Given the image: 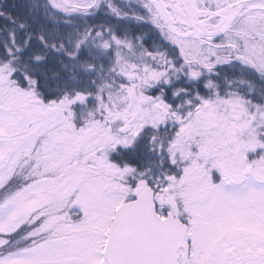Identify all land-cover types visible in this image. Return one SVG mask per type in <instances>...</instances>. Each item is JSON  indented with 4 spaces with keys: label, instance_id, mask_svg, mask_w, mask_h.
I'll return each mask as SVG.
<instances>
[{
    "label": "snow or ice",
    "instance_id": "snow-or-ice-1",
    "mask_svg": "<svg viewBox=\"0 0 264 264\" xmlns=\"http://www.w3.org/2000/svg\"><path fill=\"white\" fill-rule=\"evenodd\" d=\"M0 264H264V0H0Z\"/></svg>",
    "mask_w": 264,
    "mask_h": 264
}]
</instances>
